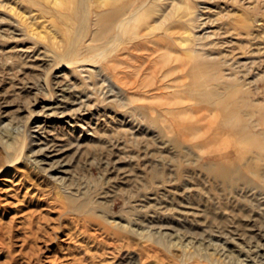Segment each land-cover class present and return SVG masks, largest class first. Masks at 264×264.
I'll use <instances>...</instances> for the list:
<instances>
[{"label":"rangeland","instance_id":"374dc122","mask_svg":"<svg viewBox=\"0 0 264 264\" xmlns=\"http://www.w3.org/2000/svg\"><path fill=\"white\" fill-rule=\"evenodd\" d=\"M77 1L0 0V264H264V151L240 134L203 148L191 113L167 110L201 105L199 58L214 91L239 87L264 141V0H114L143 14L98 61L109 0H87L92 35L59 63ZM157 45L187 62L163 82ZM70 192L124 235L73 222L54 200Z\"/></svg>","mask_w":264,"mask_h":264},{"label":"bare ground","instance_id":"6f19581e","mask_svg":"<svg viewBox=\"0 0 264 264\" xmlns=\"http://www.w3.org/2000/svg\"><path fill=\"white\" fill-rule=\"evenodd\" d=\"M107 3L109 4V8L106 9L105 12L98 15V18L96 17L97 19L95 20L94 24L97 25L99 29L93 32L92 35V23L90 16V14L92 13L88 1H77L75 15L78 16L79 14H81L79 16L80 19L75 33L72 36V40H70L67 52L59 56V63L76 62V57L79 56L81 44H83L85 39L87 37L89 38L91 35L93 41H100L99 44L96 42L95 45L90 46V50L92 53L91 58L95 61H98L99 59L105 57L107 53H111V51H113L115 47H117L115 42L118 40L120 41L123 35L129 29H131L132 26L136 27L138 25V21L141 19V15L143 14V9H131L132 4L130 5V9H126L125 5L115 3L114 0H109L107 1ZM163 48L166 49L161 50ZM160 50L161 53H159V55L151 60V71L154 77H156L159 81L160 79L157 76H162L161 82H163V80L166 79L167 76H170V73H172L173 71H182L185 68L183 67V65H185L187 62L186 59L183 60L178 56H173L170 52V48H168V45H163L162 47L161 45H157V47H155L151 51L150 55L160 52ZM193 65V75L196 77V83L198 85L197 88H200L196 90L200 92L199 101L201 105L195 106L194 104L186 103L183 107H170L169 109H167L168 113L173 114V112H178L177 109H180V111H183L185 113H191L190 117L187 119V129L189 130L191 135H194L198 139V144L203 148L214 143H219L221 145H231L232 140L230 134L232 136L240 134L243 139H247L248 143L257 146L258 149L263 153L264 141L262 140L260 135L257 136L256 133H254V131L250 128V120L249 118L246 119L245 113L244 115L240 114V110L243 108V105H246V98L244 97L243 99V94L241 93L242 91L239 89V87L237 85L233 87L229 86L228 88H226L225 92L219 91L217 89L214 91V89L208 86V80L212 78L209 73V68L212 65L204 61H200L199 58L195 59ZM165 73L167 75H165ZM127 74L128 73H126L125 70H120L117 75H119L118 77L120 79H124ZM166 84L167 87L172 86L171 83L167 82ZM192 93L193 95H195L194 92ZM176 96L178 98H182L179 94H177ZM167 103L179 104L178 102L171 101H167ZM218 113H220V117L218 116ZM251 113L253 115L254 111ZM174 115L175 114H173V116ZM261 119L264 122V111L261 113ZM226 135H228V137ZM227 145L223 147L227 149ZM225 152H228L229 154L231 153V151ZM218 154L224 156V153ZM20 155L21 153L18 155L17 159L21 157ZM38 191L39 194L40 189ZM28 193L24 195V198L26 197V195H28ZM59 197L63 198L61 199ZM54 200L56 202L61 200V206L67 208L70 212L77 215L76 218H78L79 221L74 218H72L71 220L80 227H83L84 230L88 229L89 222H96V225H100V227L102 225L104 227V230L108 235H115L118 238L124 235V233L122 232L111 229L100 218L97 217V215L95 214L96 212L92 210L95 209V205L93 204L94 200H92L90 197H82L78 196V194L76 193L70 192L65 193L64 196H56ZM36 202H38V199H35L34 203ZM0 208V211L2 213L5 210H8L7 206L2 202H0ZM81 220L83 221L80 222ZM205 261L209 264L215 262L213 259L209 258L205 259Z\"/></svg>","mask_w":264,"mask_h":264}]
</instances>
